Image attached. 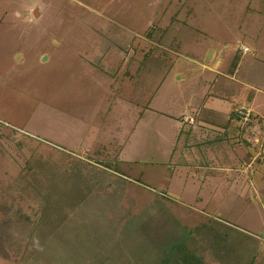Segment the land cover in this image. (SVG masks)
<instances>
[{"label":"rangeland","instance_id":"obj_1","mask_svg":"<svg viewBox=\"0 0 264 264\" xmlns=\"http://www.w3.org/2000/svg\"><path fill=\"white\" fill-rule=\"evenodd\" d=\"M238 52L240 78L257 72L254 83H263L257 76H264V0H0V264H100L96 249L113 258L110 264L151 262L152 246L133 249L135 231H147L146 244L152 229L176 219L165 180L178 158L187 161L185 149L200 142L204 151L211 138L209 155L234 158L231 139L219 141L224 131L215 128L213 137H193L184 147L188 128L197 125L185 124L178 140V119L170 114L188 112L183 98L190 94L195 113L220 124L211 111L218 100L195 102ZM234 145L246 157L247 147ZM209 188L195 195L205 214L186 213L194 223L230 220L253 230L255 209L240 222L233 200H214L225 190ZM55 191L74 200L72 217L57 209ZM54 213L61 221L46 234L54 224L44 218L52 221ZM30 225L37 233L25 254ZM232 231L227 240L242 236Z\"/></svg>","mask_w":264,"mask_h":264},{"label":"crops","instance_id":"obj_2","mask_svg":"<svg viewBox=\"0 0 264 264\" xmlns=\"http://www.w3.org/2000/svg\"><path fill=\"white\" fill-rule=\"evenodd\" d=\"M243 51H247V49H243ZM241 55H243V52ZM238 63L233 67L231 73L229 72L230 66L227 67L225 72L219 70L216 73L214 72V78L211 79L209 84L204 83L203 85V88L206 87L205 94H199L198 99L200 100H196L195 102L198 105L203 104L202 106H204L206 102L209 104L212 100H218L220 104H217V109H211V111L215 112V115L222 119L220 124H215L214 121L210 122L204 118L201 119L195 113L197 110L194 111L192 106V96L195 95L187 94L189 95L188 97L184 95L183 105H187L189 111L183 113V116L178 117L176 114H170L173 118L178 119V140H181L180 136L184 128H188L184 127L185 124L192 123L193 125H197L193 131L192 128L190 130L188 128L186 135L189 136H187L184 147H187L188 144L191 147V138L193 137L197 140V137L209 138L210 134L213 137V134L216 133L212 132V128H215L218 131H224V134L221 135L224 137L219 138V141L231 139V151L234 152V156H232L234 158L231 160L228 157L222 158L221 156L215 157L209 155V146L212 141L214 142L211 138L209 139L210 143L206 146L207 149L205 148L206 150L204 151L202 149L198 150L200 142L196 145L195 150L192 149L193 151L190 148L185 149L189 159L187 158L186 161V159H181V157L178 158L177 165L172 169V172L175 170L174 175L166 177L165 180L166 194L172 201L169 205L170 210L176 219L173 220V218L169 217L167 226L155 231L152 229L153 253L151 257L152 261H147L148 264H264V234L262 233L264 232V222L261 214V209L264 211V119L260 112L261 105L257 104L261 91L260 88L264 89V76L262 74L257 76L263 82L260 85L255 84L253 81L254 77L258 74L257 72H254L255 75L252 79L241 81L235 75L238 72ZM251 72L253 71L251 70ZM218 74L227 76L232 80L230 83L225 82V86L233 85V81L241 82L243 84L241 90H235L231 87L232 94H228L222 98L209 95L210 89L213 86L212 82ZM213 76H210V78ZM177 86L180 87L181 85L178 83ZM228 102L230 107L228 106ZM243 103L249 104L248 107L251 110L250 117L246 122L248 123L247 127L244 128L246 133L243 136L245 139L250 138V140H253L247 144L244 140H240L244 139L241 138V133H244V129L240 125L245 126L246 124L240 123L233 113L234 108L238 104ZM251 103L252 106H250ZM180 106L182 105L180 104ZM182 117L186 119L182 120ZM200 126H202V130ZM203 127L207 131L203 130ZM196 131H199V133H195ZM217 137L218 135L215 136V139ZM260 137H262L261 141L258 139ZM238 140L247 147L248 153L244 148L245 155L248 158L246 162L243 161V158H246L244 155H238V152L242 149H239L240 147L236 149L234 145L235 141ZM216 148L218 150V147L214 145L213 149ZM200 154L201 157H199ZM191 155L193 156L191 157ZM209 160L211 161L208 162ZM237 161L239 162L238 164L235 163ZM179 184L182 185L181 190L177 186ZM210 186H216L213 193L225 190L222 197L214 199L217 203L223 204L226 200H233L235 202L238 210L235 215L238 221L246 223L245 213L249 211L248 209L251 212L252 209L256 210L254 213L256 221L254 222L253 230L237 225L230 220H216L213 217L214 215L211 216V213L212 220H216L213 223L218 224L208 225L201 221H196L195 223L192 221L193 219L189 215L195 216L196 212L205 214L204 209L195 207V202L202 199L198 196L195 197V195L210 193ZM220 186H225L226 188L223 189L222 187V190ZM210 199L212 198H208V201ZM181 201H186L184 205L187 207L185 209L188 210H180V205L178 204ZM243 202H248V206L243 207L241 205ZM217 208L216 211H218ZM186 213H189V215ZM217 213L221 214V212ZM213 214H216L215 211ZM183 215H185L184 219H182ZM175 220H179L180 223L177 225ZM212 220L210 221L212 222ZM231 229L235 230L234 232L241 233L242 236H238V238L235 236L231 240H227L225 235L227 232H233Z\"/></svg>","mask_w":264,"mask_h":264},{"label":"trees","instance_id":"obj_3","mask_svg":"<svg viewBox=\"0 0 264 264\" xmlns=\"http://www.w3.org/2000/svg\"><path fill=\"white\" fill-rule=\"evenodd\" d=\"M238 59H239V53H237L234 56V58H233V61H232L231 65H230V67H231V69L229 71L230 73L233 70V67L237 65ZM151 62H153V61H151ZM153 66H154V69L157 70V72L161 70L160 64L157 63V64H154ZM154 72H156V71H154ZM235 75H236V78L237 79H239V80L242 81V78H240L241 75L239 76L238 73H236ZM154 78H156V77L154 76ZM225 82L230 83V82H232V80L229 79V77H227V76H224L222 74H218L216 76L215 80L212 82L213 86L210 89L209 95H212L214 97H220V98H222V97H224V96H226L228 94H232V91H231L232 88L231 87H233L235 90H241V88L243 86V84L241 82H235V81H233V85L225 86L224 85ZM59 189H60V187H59ZM52 190H55V188H53ZM55 193H56V191L54 192V194ZM57 193H56L57 194L56 196L58 198H56V200H61V203L60 204H62V206H59V208H57V206H54V208L55 209L57 208L58 210H61V212L63 214H67L68 217H72L73 216V212H71V209L70 208H71L72 205H74L72 203V201H74V200H72L71 198L70 199L68 198L69 196H67V192L66 191H64V192L58 191ZM62 201H65V202H62ZM57 209L56 210H53V211H55V213H57ZM64 210H66L67 212L68 211H70V212L65 213ZM41 213H43V211ZM55 213H54L55 217H53L52 221H50L49 217L47 218V217H45L43 215L45 217L43 222H47V223H51L52 222L51 224H54L52 226H49L50 228L46 232V234H49V233L52 234V233H54L55 228L58 227V225H59V223L61 221L60 216L56 215ZM38 217H40V215ZM35 226L36 225H30L29 233L26 236V239L28 241H27L26 247L24 248V251H22L25 254L26 253H29V249L31 247H34L33 240H34V237H35V235L37 233V230H36ZM139 230L140 231L136 230L137 232H139V233H136V231H135L134 228L133 229H128L130 235H133V233L135 231V235L137 236V238L139 237V241H138V243H137L136 246H133V249H135V247H136V249L138 251H140V253H143L144 252L143 247H145V248L148 247L149 248V246H152V248H153V237H150V239L152 241L150 240L146 244H144L143 243V237H146L147 236V233H146L147 231L145 229H141V228H139ZM140 237H142V238H140ZM80 240H84V237L82 239H80ZM41 242H42V239L40 241H38V243H40L39 246H38V250L43 246V244ZM25 254H24V256H25ZM131 254H133V253H131ZM94 255H95V260L99 259L100 255H101V257H104L102 259V261H101L100 264H110L111 259H113V258H111V256H109V254H107L105 252H100L98 249H96V252H95ZM94 255H93V257H94ZM84 263H85L84 261H81L80 263H77V264H84Z\"/></svg>","mask_w":264,"mask_h":264},{"label":"built area","instance_id":"obj_4","mask_svg":"<svg viewBox=\"0 0 264 264\" xmlns=\"http://www.w3.org/2000/svg\"><path fill=\"white\" fill-rule=\"evenodd\" d=\"M250 113V109L243 104H238L234 108L235 117L240 123H245L249 119Z\"/></svg>","mask_w":264,"mask_h":264}]
</instances>
